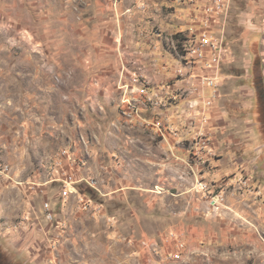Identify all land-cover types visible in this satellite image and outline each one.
Returning a JSON list of instances; mask_svg holds the SVG:
<instances>
[{
  "label": "rangeland",
  "instance_id": "374dc122",
  "mask_svg": "<svg viewBox=\"0 0 264 264\" xmlns=\"http://www.w3.org/2000/svg\"><path fill=\"white\" fill-rule=\"evenodd\" d=\"M178 1L196 21L200 7ZM168 6L0 0V178L32 185L57 168L74 181L36 186L31 214L40 208L61 229L55 240L50 229L47 260L33 261L0 227V264H264V0H228L213 30L230 51L218 171L175 163L178 146L199 156L198 135L186 136L198 109L181 84L185 36L168 42L163 28L138 22ZM148 29L174 51L169 72L137 42ZM23 213L5 226L21 228Z\"/></svg>",
  "mask_w": 264,
  "mask_h": 264
},
{
  "label": "crops",
  "instance_id": "0c3cea01",
  "mask_svg": "<svg viewBox=\"0 0 264 264\" xmlns=\"http://www.w3.org/2000/svg\"><path fill=\"white\" fill-rule=\"evenodd\" d=\"M165 2L166 4H169L168 9L170 11L167 9L163 18L158 16L155 21L138 22L142 23V26L148 22V25L151 27L159 26L163 28L164 31L160 32L161 34L165 33L168 42H172L176 36H192L193 34L197 36L202 32L201 21L198 19L193 21V14L191 15L189 8H185L178 0H165ZM199 10L200 11L198 12L201 14V9ZM162 15L163 14H161V16ZM213 30L211 31L212 34ZM142 33L146 34L145 36L148 37L142 40V42L140 41L141 37L137 39V42L142 44L141 49H143L146 54L148 53L156 58L163 57L166 63L163 68L165 69V72H169V59L174 57L172 54L174 51L172 49L161 50L160 43H162L164 39L159 38L160 36L158 37L157 34L151 35L152 32L149 29L147 33ZM229 52L230 51L226 49L222 58H220L218 52L211 48L206 50L203 59H197V57L191 56L190 54L185 55L186 60L182 68L183 71H185L184 73L186 74V77L184 83L181 84L188 92L186 96L187 98L185 99L187 101L193 99L194 101L192 100V103L198 104V110H196L197 116L192 118V120L197 122V126L194 129L189 128L186 131V136L195 138L204 131L205 135L213 140H211L210 143L212 144L209 148L210 153L199 154L198 158L191 157V159L194 158L193 161L190 160V156L192 155L191 149L186 146L172 148L173 155H176L174 153L175 151L176 153L180 152L176 155L177 160L179 161L175 160V163L178 162V164L186 170L196 169L200 171H208L210 169H215V171H218L221 167L220 159L215 156L216 152H218V145L216 144V137L218 135L217 129L218 127L223 128L221 122L225 114L220 102V77L222 65L227 61ZM208 79H214L215 85L208 84ZM206 103H209V105H206ZM192 115L194 116V114ZM171 138L174 139L172 135ZM74 171L75 169L70 170L72 173ZM74 174L77 178V171H75ZM59 176L60 174H55V172H53L52 177L49 179L42 181L43 178H40L39 182L36 181L35 184L32 185L29 184V180L16 179V175L13 176V181H7L0 178V227L7 231V239L11 243L20 247L22 250H28L31 259L38 263H44L47 260L46 256H49L51 253V241L49 242L48 236L50 234V229H52L51 235L54 240L60 234L61 229L58 226H56V228H50L49 224L53 223L52 221L47 223L44 221L45 218L41 220V218L44 217L45 212L42 209L40 210V208L39 210L38 208H34L33 211L35 212L31 214L32 210L30 207H38L36 198L38 195V187L36 186H39V184L44 186H49V184L54 185L55 182L59 181ZM17 181H20V183L23 184H17ZM27 206H29L28 210H26ZM24 211H26L28 221L23 223L21 228L5 226V223L10 224L12 218L22 217ZM38 216H41L39 220H34L35 217ZM15 222L12 221L11 223L13 224ZM54 232L57 234L56 236H54Z\"/></svg>",
  "mask_w": 264,
  "mask_h": 264
},
{
  "label": "built area",
  "instance_id": "2783aa9c",
  "mask_svg": "<svg viewBox=\"0 0 264 264\" xmlns=\"http://www.w3.org/2000/svg\"><path fill=\"white\" fill-rule=\"evenodd\" d=\"M190 1L191 3L194 2L197 6L200 7L201 9V14L198 17V20L201 21V27H202V32L198 34L197 36L193 34L192 36H185L182 38V45L184 51H186L187 54H190L191 56L197 57V59H203L205 57V52L208 48H211L212 50L218 52V55L220 58L224 56L225 52V47H223L222 41L218 38L215 37L211 31L213 30L214 27L218 26L221 24V17L226 11L227 7V1L228 0H186ZM201 5V6H200ZM208 84L210 85H215L214 79H208ZM192 105V103H191ZM198 104H193L192 106H195ZM206 105H209V103H206ZM208 136L203 135L200 133L198 135V138L196 139L197 143V148H192L195 153L198 154H204L206 153L204 151L205 148H207L209 145ZM64 154H68L67 152H64ZM69 159H72L69 155ZM55 174L58 173L60 174V179L61 175L65 179V182L69 184L70 186H73L74 181L68 179V172H62L59 169H54ZM87 183L95 187L96 182L94 179H86ZM74 191L77 192L76 188H74ZM218 200V199H217ZM48 206V204H46ZM47 215L53 219V211L48 210Z\"/></svg>",
  "mask_w": 264,
  "mask_h": 264
}]
</instances>
